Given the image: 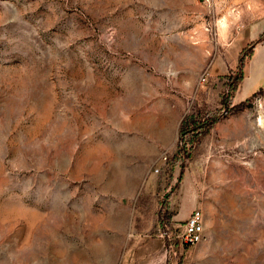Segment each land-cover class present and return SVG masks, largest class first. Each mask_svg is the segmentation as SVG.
Masks as SVG:
<instances>
[{
  "label": "rangeland",
  "instance_id": "374dc122",
  "mask_svg": "<svg viewBox=\"0 0 264 264\" xmlns=\"http://www.w3.org/2000/svg\"><path fill=\"white\" fill-rule=\"evenodd\" d=\"M0 264H264V0H0Z\"/></svg>",
  "mask_w": 264,
  "mask_h": 264
},
{
  "label": "trees",
  "instance_id": "16d2710c",
  "mask_svg": "<svg viewBox=\"0 0 264 264\" xmlns=\"http://www.w3.org/2000/svg\"><path fill=\"white\" fill-rule=\"evenodd\" d=\"M242 78H243V74H240L238 77H236V82H238ZM231 82H233V81L231 80ZM230 89L231 90L236 89V85L231 83ZM244 102H246V101H244ZM244 102H241V103H239L233 107L239 108L242 105V103H244ZM225 105L227 106V104L224 101L223 107H226ZM225 111H226V109L223 108L224 113H225ZM215 120H216V114L209 113V112L205 113L202 119L197 118L195 116H189V119L183 120L182 126H181V132L184 133V132H188L190 130H193V132L190 133V135L187 139L182 140V142L178 145L177 152L175 155V159L178 160L177 157H178V155H180V153L182 151L185 152L186 156H190V150L192 149L195 141L197 142L200 139L199 137H202L203 135H205L208 132L209 128L213 125ZM189 122H191L193 127L187 131V129H188L187 125L189 124ZM195 130H198V131L194 132ZM187 144H190V148H187ZM180 164H182V162H180Z\"/></svg>",
  "mask_w": 264,
  "mask_h": 264
},
{
  "label": "built area",
  "instance_id": "2783aa9c",
  "mask_svg": "<svg viewBox=\"0 0 264 264\" xmlns=\"http://www.w3.org/2000/svg\"><path fill=\"white\" fill-rule=\"evenodd\" d=\"M202 80L205 81L206 77L203 76ZM178 225H181L180 233L178 234L180 243L193 245L203 239L205 227L203 212L200 209L192 210L183 223Z\"/></svg>",
  "mask_w": 264,
  "mask_h": 264
},
{
  "label": "crops",
  "instance_id": "0c3cea01",
  "mask_svg": "<svg viewBox=\"0 0 264 264\" xmlns=\"http://www.w3.org/2000/svg\"><path fill=\"white\" fill-rule=\"evenodd\" d=\"M193 196H194V195H193ZM194 197H195V196H194ZM194 197H193V205H191V208H192V209L189 210L188 214L185 215L184 217H182V215H181L179 218L176 217V219L181 220V221L185 220V219L189 216V214L191 213V211L194 210V209L196 208V207H195L196 205H195V203H194ZM185 208L187 209L188 207L185 206ZM204 225H205V230H206L207 223L205 222V219H204Z\"/></svg>",
  "mask_w": 264,
  "mask_h": 264
},
{
  "label": "bare ground",
  "instance_id": "6f19581e",
  "mask_svg": "<svg viewBox=\"0 0 264 264\" xmlns=\"http://www.w3.org/2000/svg\"><path fill=\"white\" fill-rule=\"evenodd\" d=\"M262 120H261V118H260V120H259V122H261Z\"/></svg>",
  "mask_w": 264,
  "mask_h": 264
}]
</instances>
